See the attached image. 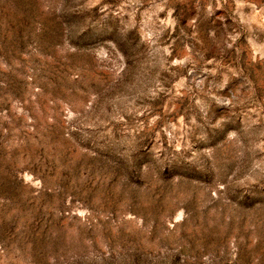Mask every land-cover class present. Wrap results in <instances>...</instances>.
I'll return each mask as SVG.
<instances>
[{
  "label": "rangeland",
  "instance_id": "1",
  "mask_svg": "<svg viewBox=\"0 0 264 264\" xmlns=\"http://www.w3.org/2000/svg\"><path fill=\"white\" fill-rule=\"evenodd\" d=\"M0 264H264V0H0Z\"/></svg>",
  "mask_w": 264,
  "mask_h": 264
}]
</instances>
